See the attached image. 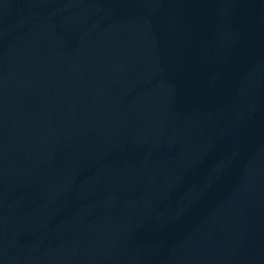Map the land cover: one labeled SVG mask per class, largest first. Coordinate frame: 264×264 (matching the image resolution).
<instances>
[{
  "label": "water",
  "instance_id": "95a60500",
  "mask_svg": "<svg viewBox=\"0 0 264 264\" xmlns=\"http://www.w3.org/2000/svg\"><path fill=\"white\" fill-rule=\"evenodd\" d=\"M0 264H264V0H0Z\"/></svg>",
  "mask_w": 264,
  "mask_h": 264
}]
</instances>
